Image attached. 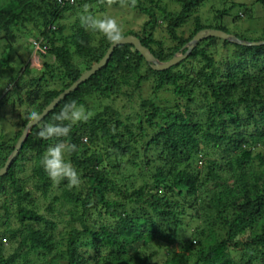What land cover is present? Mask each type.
<instances>
[{
	"label": "trees",
	"instance_id": "16d2710c",
	"mask_svg": "<svg viewBox=\"0 0 264 264\" xmlns=\"http://www.w3.org/2000/svg\"><path fill=\"white\" fill-rule=\"evenodd\" d=\"M92 1L0 0V25L11 38L16 37L13 29L19 22L43 19L39 42L48 50L39 53L55 56L60 66V71L55 70L46 61L39 69L27 61L15 79L13 91L27 94L17 103L25 102L27 107L21 128L7 141L0 139V169L32 121L31 113L40 115L114 43L108 37L94 43L81 18L69 36H64L66 25L52 29L65 13L73 15ZM206 1L178 0V13L159 3L150 8L131 3L132 9L151 17L143 32L135 35L160 61H169L178 52L185 53L184 46L203 29L228 32L219 23L203 24L199 12ZM256 1L264 7V0ZM225 14L227 8L219 11L221 17ZM158 19L168 23L169 47L154 37L151 26ZM187 25L188 36L186 30L179 31ZM262 37L259 40H264V32ZM219 46L233 49V57L221 62L223 70L213 56ZM3 65L9 63L0 60V71ZM147 85L153 89L149 98L143 94ZM167 90L175 97L174 106L159 103L158 93ZM124 95L135 110L136 122L111 103ZM135 99L141 101L139 109L133 106ZM71 101L91 111V118L71 124L67 136L42 139L41 129ZM57 144L66 151L74 146L66 152V161L73 163L79 176L77 186H69L67 180L54 183L42 165L48 149ZM260 146L264 148V44L246 46L208 37L186 59L163 71L153 69L134 45H120L105 67L32 128L9 171L0 176V226L4 227L0 263L264 264V149L258 150ZM142 151L144 165L153 163L150 152L161 164L152 180L136 186L135 180L143 175L137 171ZM113 158L112 169L121 180L111 178L112 170L105 166ZM256 159L259 170L250 174ZM200 161L203 169L198 167ZM29 163L32 174L25 173ZM129 178L134 179L130 185L124 182ZM42 210L58 214L48 218ZM184 215L197 222L187 224ZM55 218L68 224L64 233H57ZM188 227L190 235H186ZM8 239L16 249L5 255L3 240Z\"/></svg>",
	"mask_w": 264,
	"mask_h": 264
},
{
	"label": "rangeland",
	"instance_id": "374dc122",
	"mask_svg": "<svg viewBox=\"0 0 264 264\" xmlns=\"http://www.w3.org/2000/svg\"><path fill=\"white\" fill-rule=\"evenodd\" d=\"M86 1L88 2L89 0ZM92 2L94 3L83 4L82 7L76 9L75 14L73 15L70 12L65 13V17L62 19V21H57L55 25H51L52 29H57L60 23L62 25H66L64 36H69L75 30V27L79 25L75 23L78 18H81L82 16H90L96 20H113L119 29L117 35L125 37L132 33L135 35V32L142 33L143 29L145 28V23L151 19L149 15L145 13H139L138 11L132 9L130 5L131 3L147 8L153 7L159 3L161 6H167L168 10L174 13H178L181 9V3H179L178 0H93ZM240 3H244V5H240ZM232 4L235 5L232 6ZM225 8L228 9V14H225L221 17L219 15V11L224 10ZM156 12L157 9H155V14ZM92 14L94 15L91 16ZM199 14L202 17L203 24H214L213 26L223 25L225 30L231 34L239 35L242 37L241 39L245 38L244 40L251 42H256L257 40L263 41L259 39L263 38L262 33L264 32V7L256 0H207L202 5ZM152 17L154 18V16ZM188 25L183 26L182 28L179 27L180 32L186 30V36H188L190 32L188 31ZM151 28L154 32V37L158 40L166 41L165 45L166 47H169L171 43L168 41L170 40L171 35L168 31V23L166 21L164 22L163 19H158V22L153 24ZM44 29L45 25L41 17L38 19H31V21L23 24L22 22H19V24H17V26L13 29L16 37L11 38L7 35L5 29L3 27L1 28L0 25V60L8 62L10 65H3V68L0 71V139L2 140L7 141L9 138L14 136L15 132L19 128H21V118L24 116L27 105L25 102L21 104L17 103V100H19V97L27 99V94L20 90L13 91V89L15 88L14 81L19 74L23 73L27 61L31 62V67H37L39 69L43 68L44 63L47 61L51 64H54L53 66L55 70L60 71V66H58L55 56L49 55V58H45L37 51L38 46L36 43H39L40 39H42L40 32H42ZM88 30L94 35V43H99L102 38L107 37L102 31H94L90 28ZM148 30L150 31L151 29ZM60 36L61 35L58 34V39ZM61 43L62 42L57 40L58 45ZM6 46L9 47L6 49ZM70 47L72 50L75 48L72 46V44H70ZM214 52L215 53L213 56L218 62L217 68H222V70L225 69L222 63L229 61L233 57V49L231 47L227 48L219 46L214 48ZM177 54L183 53L178 52ZM133 87L134 86H132V88ZM126 89L129 91V87H126ZM152 90L153 89L151 88V85H147L143 91L144 97L149 98L152 96ZM8 92H11V94H7ZM158 94H160L161 97L159 99L161 106H174L176 104L175 97L170 90L161 91ZM111 103L115 108L121 110L124 116H130V119H132L133 122H136V115L134 114L135 110L130 107V102H128L127 96L124 95L118 97V99L113 100ZM140 105L141 101L136 100L133 106H135V109H139ZM121 128L123 130V127ZM259 149L261 150L264 148L260 146L258 150ZM66 152L67 151L65 150V159L68 158ZM149 155L150 159L153 161L152 165L150 166L144 165L145 161L143 159V151L141 153V158H139V160L141 161L142 165L138 167L137 171L139 174L143 175H140V177L135 180L136 186H140L144 180H152V174L154 170L161 164L157 156L153 155V152H150ZM255 161L257 162H255V166H252L253 168L248 169V173L250 174H252L253 171L259 170V161L257 159ZM69 163L72 167L74 166L72 162ZM113 164H116V160L114 158L111 161L108 160L105 166L112 170V173L110 174L111 178L121 180V176L117 177L115 174V172L117 173L115 168H113L114 170L112 169ZM203 165L204 161H200L198 163V167L202 169L204 168ZM31 166H33V163H29L26 166V174H32L30 169ZM125 166L129 165L125 164ZM36 172L40 175L38 170H36ZM223 173L226 172L224 171ZM133 180L134 179L129 178L124 182L130 185L134 182ZM42 211H44V214L48 218H54V215L58 214V212H53L51 214L47 210ZM54 220L59 223L57 233H64L66 231L65 226H68V224L65 225L66 221H59L57 218ZM184 220L187 224L190 223L191 225H193L194 222H197L196 219H192L189 215H184ZM186 230H188L186 235H190L192 228L188 227ZM3 231L4 227L0 226V234ZM3 241V253L5 255H9L16 249V244L10 242L9 239ZM161 258L162 257L160 256L157 259L160 260ZM134 264H136V262Z\"/></svg>",
	"mask_w": 264,
	"mask_h": 264
},
{
	"label": "clouds",
	"instance_id": "9594fccd",
	"mask_svg": "<svg viewBox=\"0 0 264 264\" xmlns=\"http://www.w3.org/2000/svg\"><path fill=\"white\" fill-rule=\"evenodd\" d=\"M81 20L84 25L94 31H102L112 40L118 39V27L113 20H96L90 16H82ZM93 113L76 101H71L64 105L58 114L53 117V123L44 126L39 132L42 139H49L53 136H67L70 131V125L78 122L88 121ZM39 119L37 113H31L32 122ZM67 121L68 124L64 122ZM59 122V123H56ZM65 146L57 144L50 147L47 154L42 159V165L47 172L48 177L54 183L59 184L63 180H67L69 186H77L79 184V176L75 169L64 157ZM74 146L67 148V151H73Z\"/></svg>",
	"mask_w": 264,
	"mask_h": 264
},
{
	"label": "water",
	"instance_id": "95a60500",
	"mask_svg": "<svg viewBox=\"0 0 264 264\" xmlns=\"http://www.w3.org/2000/svg\"><path fill=\"white\" fill-rule=\"evenodd\" d=\"M208 37H219L224 40H228L234 43L246 45V46H259L264 44L263 41H256L251 42L244 39L239 38L235 34L228 33L226 31L220 30V29H213V28H207L203 29L200 32H198L194 38L184 46L183 49H186V52L183 54H176L171 60L169 61H160L148 48L142 43V40L137 37L136 35L130 34L125 37H121L114 41V43L111 45L109 50L107 51L106 55L101 59L100 62L95 64L90 70L86 71L81 77L75 81L69 88H67L64 92H62L59 96H57L45 109L44 111L39 115V119L35 122L30 121L27 126L25 127L23 134L19 138L15 150L7 160L4 167L0 169V176H3L7 174L9 171V168L14 161V159L18 156L20 150L23 147L24 142L26 141L28 135L32 131V128L36 126L38 123H40L67 95L72 93L73 91L77 90L78 87L86 82L92 75L97 73L99 70H101L103 67L107 65L110 58L112 57L115 49L123 44H132L135 46V48L145 57L146 61L150 63L153 69L158 71H163L166 69H169L173 67L174 65L178 64L180 61L186 59L190 53L194 50V48L197 46V44L202 41L205 38Z\"/></svg>",
	"mask_w": 264,
	"mask_h": 264
},
{
	"label": "built area",
	"instance_id": "2783aa9c",
	"mask_svg": "<svg viewBox=\"0 0 264 264\" xmlns=\"http://www.w3.org/2000/svg\"><path fill=\"white\" fill-rule=\"evenodd\" d=\"M36 45L38 46L37 47V51L38 52H43V53H46L47 52V50H48V47L45 45V46H42L41 44H40V42L39 43H36Z\"/></svg>",
	"mask_w": 264,
	"mask_h": 264
}]
</instances>
